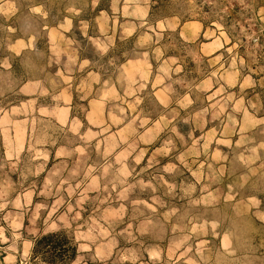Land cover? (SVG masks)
Listing matches in <instances>:
<instances>
[{"label":"rangeland","instance_id":"obj_1","mask_svg":"<svg viewBox=\"0 0 264 264\" xmlns=\"http://www.w3.org/2000/svg\"><path fill=\"white\" fill-rule=\"evenodd\" d=\"M263 76L264 0H0V264H264Z\"/></svg>","mask_w":264,"mask_h":264},{"label":"trees","instance_id":"obj_2","mask_svg":"<svg viewBox=\"0 0 264 264\" xmlns=\"http://www.w3.org/2000/svg\"><path fill=\"white\" fill-rule=\"evenodd\" d=\"M151 8L153 10L157 5ZM77 255L78 246L74 237L67 230L59 229L41 233L34 238L30 261L32 264H71Z\"/></svg>","mask_w":264,"mask_h":264},{"label":"crops","instance_id":"obj_3","mask_svg":"<svg viewBox=\"0 0 264 264\" xmlns=\"http://www.w3.org/2000/svg\"><path fill=\"white\" fill-rule=\"evenodd\" d=\"M176 29L177 30L180 29V31H181L182 26L179 25ZM202 31H204V28H203ZM205 31H206V29H205ZM198 35L199 34H197V36ZM118 37L119 36L116 35V33H115L114 36H113L114 42H118V39H117ZM193 41L194 40H191V41L189 40V42H193ZM207 43L213 44L214 41L213 42H207ZM222 47H225V45L223 44V46H218L217 48H215L214 52L212 51L211 56H216L220 52V50L222 49ZM263 78H264V76H263ZM257 81H259L258 78H257ZM257 85H261L264 88V82H261V84H257ZM163 88H164V86L160 84L159 87H158V90L156 91V93L159 94V103L162 106H164V104H163L162 99L160 98V96L163 94V91H164ZM114 90H115V92L117 94H119V89L117 87H115ZM246 101H247V105H248L247 108L250 110V112L256 113V110L261 111V115H260V117L262 118L261 119V121H262L261 123H262V125L264 127V92H260L259 91V93H258L256 91V95L255 96H252V98L246 99ZM251 101H252V103H251Z\"/></svg>","mask_w":264,"mask_h":264}]
</instances>
